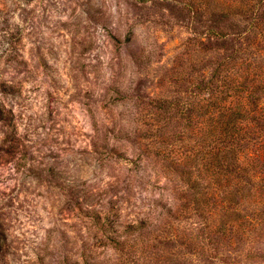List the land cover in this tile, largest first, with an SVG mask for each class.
<instances>
[{"label": "rangeland", "instance_id": "1", "mask_svg": "<svg viewBox=\"0 0 264 264\" xmlns=\"http://www.w3.org/2000/svg\"><path fill=\"white\" fill-rule=\"evenodd\" d=\"M23 3L31 5L33 0H23ZM127 3L135 14L153 23L165 36L155 57L159 67L153 70L152 57L142 53V63L133 69L141 76L137 81L139 95L132 107L144 130L133 145L139 155L129 163L139 168L148 160L159 167L161 176L168 181L163 190L169 192L172 204L170 206L163 198L151 202L148 216L156 211L158 224H153L148 216L122 221L123 206L118 201L109 200L105 205L95 200L97 208L85 209L83 205L92 200V193L65 185L56 171L57 165L46 163L49 159L58 160L50 147L57 143L56 139L37 141L38 152L49 148L38 159L31 151L36 145L30 147L25 143L28 135L21 138L18 134V117L13 107L21 103L22 85L10 84L8 79L0 80V96L3 97L0 100V134L3 135L0 168L15 162L16 173L21 177L18 186L0 191V264H24V256H27L26 252L21 254L26 241L17 243L19 238L12 237L11 230L12 221L18 220L21 213L31 216L33 202L30 197H44V193L29 186L30 180L35 181L37 187L45 186L48 198L63 196V204L56 208V215L63 218L65 226L76 231L77 236L80 232L76 220L91 221L120 253V264H264V142L259 145L258 142L255 145L241 142L231 145L236 150L226 147L218 152L216 147L220 144L210 140L208 134L209 122L216 124L209 115L212 118L216 115L205 104L206 92L200 90L214 70L215 78L220 74L219 79L229 82H244L249 72L264 79V0H127ZM38 6L44 13L50 10L67 13L71 8L68 0H48L47 4L39 0ZM79 7L82 15L75 16V9H72L74 22H57L59 30L50 29L51 36L37 35L35 30L30 32L27 39L34 47L28 48L23 30L12 20L14 13L19 12L20 18L28 23L35 17L36 8L21 7L20 0H0V34H3L0 42L7 43L11 49L0 57L5 64L0 75L9 76L11 71L15 75L9 78L15 81L28 71L27 53L38 60V67L47 78L56 71L54 64H49V57L54 63L58 62L60 49L68 42L57 44L56 40L68 32L72 54L76 56L70 68L71 78L87 84L90 73L98 71L102 64L100 53L96 52L100 46L89 25L97 24L104 12L101 7L93 6L92 0H81ZM47 21L48 16L44 15L33 23H43L47 28ZM210 29L226 33V36H212ZM81 30L85 36L77 39ZM105 32L113 52L120 51L122 44L131 43L134 36L129 30L122 41L113 32L107 29ZM94 52L96 55L91 56ZM52 83L58 85L56 81ZM216 84L220 85V80H216ZM35 91L39 92V88ZM106 93L108 98L99 102L94 101L92 91H78L69 97V103L82 94L86 101L98 103L101 111L111 114L109 104L122 103L123 99L111 84ZM46 96L47 115L41 118L35 130L43 128L52 133L57 130L60 105L52 107L57 97L50 91ZM263 100L264 91L261 92ZM253 125L244 122L241 126L244 130L256 129ZM60 131L63 133V129ZM107 132L111 135L112 129L107 128ZM257 146L261 153L256 150ZM89 147L92 151L103 150L94 140H90ZM209 149L211 152L207 153ZM216 151V160L227 169L220 174L216 160L207 165ZM111 155L117 158L119 153L113 149ZM260 155L263 158H256ZM155 187L160 190L158 181ZM125 202L131 203L130 200ZM38 220L42 217H33L34 222ZM60 237L63 241L61 251L45 250L44 255H38L39 264H45L46 257L48 264H90L97 245L90 247L84 242L77 252L67 233L61 231ZM96 239L94 234L93 240ZM99 246H104L103 242ZM76 255H79L78 260L74 259Z\"/></svg>", "mask_w": 264, "mask_h": 264}, {"label": "clouds", "instance_id": "2", "mask_svg": "<svg viewBox=\"0 0 264 264\" xmlns=\"http://www.w3.org/2000/svg\"><path fill=\"white\" fill-rule=\"evenodd\" d=\"M68 2L71 4V8L67 13L55 10L44 13L38 6L39 0H33L31 5L24 4L23 0H20L21 7L36 8L33 20H39L44 15L48 16L46 22L48 27L45 28L43 23L34 24L33 20L25 23L20 18L19 12L14 13L12 23L19 25L23 30L26 37L25 45L28 48L34 47L27 39L30 32L35 30L37 35L42 33L44 37H49L52 35L50 29L59 30L57 22L69 24L74 22L75 17L72 9H75V16L82 15L79 7L81 0H68ZM43 3L47 4L48 0H43ZM92 4L101 7L104 12L103 18L97 24L89 25L90 32L94 34L93 38L100 46L96 52L100 53L99 59L102 64L98 66V71L90 73L87 84L83 81H74L71 78L70 68L76 61V56L72 54L68 32H64L60 39L56 40L57 44H60L61 41L68 42L64 43L60 49L58 62L54 63L49 57L48 62L50 65L54 64L56 71L50 73L47 78L38 67V60L34 56L29 57L26 53L25 59L29 61L28 71L16 77L15 81L9 78L15 73L9 71V76L0 75V80L8 79L10 84L22 85L24 94L19 97L21 103L13 107V111L18 117V134L21 138L25 134L28 135L29 139L25 143L30 147L36 145L31 148V151L38 159L42 157L43 153H47L49 148L38 152L37 141L51 140L52 137L56 139L57 143L51 144L50 147L58 160L49 159L46 163L57 165L56 171L60 174V179L65 185L78 187L82 192L90 191L92 193V200L83 205L85 209L97 208L95 200H101L105 205L109 200L118 201L123 206L122 221H134L137 217L148 216L153 200L163 198L169 202L170 206L172 204L169 192L163 190L168 181L161 176L159 167L148 160H145L139 168H133L129 163L130 160L135 161L139 155L133 145L137 143L144 130L136 109L132 107V102L139 95L137 81L141 76L140 72L133 71V69L142 63V53L152 57L151 67L153 70L159 67L155 62V57L165 36L153 23L145 21L135 14L127 0H92ZM30 24L32 27L29 26ZM105 29L113 32L122 41L127 32L131 30L134 33L132 42L122 44L120 51L113 52L107 44ZM2 35L0 34V36ZM84 36L85 32L81 30L77 39ZM6 50L11 51L9 45L0 42V57L6 55ZM94 55H96L95 52L91 54V56ZM4 68V60L0 59V73ZM52 81L58 82L59 88ZM109 84L123 99L122 103L109 104L111 114L101 111L98 103L86 101L82 94L69 103V97L75 96L78 91L81 93L92 91L94 101L104 102L109 95L106 93ZM37 88H39V92L35 91ZM49 91L57 97L52 107L60 105L59 115L56 117L59 123L56 126L57 130L52 133L45 132L43 128L39 131L35 130L36 125L41 123V118L47 115L45 105L47 104L46 93ZM2 99L3 97L0 96V100ZM29 117H32L31 121H29ZM106 126L112 129L111 135L108 134ZM61 129H63V133H61ZM2 139L3 135L0 134V140ZM90 140H94L97 147L103 150L92 151L89 147ZM85 148H88L87 152L84 151ZM113 149H116L119 156L123 158H119V156L114 158L111 155ZM0 173H2L0 175V191L18 186L21 177L16 173L15 162L8 165L7 168H0ZM9 176L15 178L8 179ZM149 180L152 181L151 184L148 183ZM157 181L160 190L155 187ZM29 186L35 188L37 192L44 193V197H30L33 202L31 216L26 212L21 213L18 220L12 221L14 227L11 230V236L19 238L17 243L26 241L22 245L21 253L22 255L24 252L27 253V256H24V264H29V262L39 264L38 255H44L45 250L51 253L60 252L63 242L60 237L61 231L67 233L68 239L73 243L77 252L84 242H87L90 247L94 244L97 245L94 249L96 255L90 260V264H120V253L108 243L107 238L91 221L81 223L80 220H76L80 232V236H77L76 231L65 226L62 222L63 218L57 217L56 208L63 204V196L59 199L48 198V189L43 185L37 187L35 181L30 180ZM129 200L130 204L125 202ZM142 200L144 203L141 202ZM36 216L42 217V220L34 222L33 217ZM156 216V211H152L151 216H148L153 224L160 222ZM49 230L52 231L49 232ZM94 234L97 236L96 240H93ZM116 238H120L119 233ZM101 242L104 246H99ZM74 259L78 260L79 255L74 256ZM45 264H48L47 257Z\"/></svg>", "mask_w": 264, "mask_h": 264}, {"label": "trees", "instance_id": "3", "mask_svg": "<svg viewBox=\"0 0 264 264\" xmlns=\"http://www.w3.org/2000/svg\"><path fill=\"white\" fill-rule=\"evenodd\" d=\"M210 30L212 36H226V33ZM253 68H251L252 71H254ZM215 71L210 75L211 77L209 76L201 84L200 90L206 92L205 104L216 115L213 118L209 115V118L214 120L216 124L208 121L210 123L208 134L210 135V140L220 144V146L216 147L217 151L220 152V149L223 151L226 147H231L233 144L239 145L241 142L250 143L251 145H255L257 142V145L262 144L264 142V125H260L258 122L264 123V100L261 101V92L264 91V79L258 78V74L249 72L250 75L246 76L244 82L239 83L237 80L229 82L219 79L218 75L220 74H217V78H215ZM216 80H220V85H214ZM261 102L262 105L260 106ZM244 122L255 124L253 127H256V129H242L241 125ZM260 136L262 138L258 141ZM231 148L236 150L233 147ZM211 150L209 149L207 153L211 152ZM256 150H258V146ZM217 151L214 153L212 162H208L207 165L215 162L218 157ZM254 152L252 151V153ZM258 152L261 153L259 150ZM236 153L234 154L236 155ZM256 158L261 159L263 157L260 155ZM204 164L206 166L205 160ZM215 165L219 174L227 170L223 169V166L217 160Z\"/></svg>", "mask_w": 264, "mask_h": 264}]
</instances>
